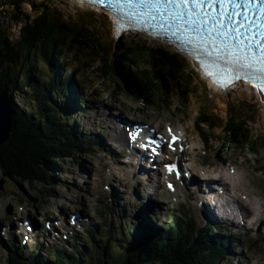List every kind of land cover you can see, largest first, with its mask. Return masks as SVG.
<instances>
[{
  "label": "rangeland",
  "instance_id": "rangeland-1",
  "mask_svg": "<svg viewBox=\"0 0 264 264\" xmlns=\"http://www.w3.org/2000/svg\"><path fill=\"white\" fill-rule=\"evenodd\" d=\"M2 1L0 0V4L3 3ZM19 1L23 2L21 4L23 11L30 14L32 18L38 17L39 12L30 10L26 2H32L36 8L45 7L66 17L86 18L98 33L101 44L110 51L112 56L121 53L130 42L134 45L141 43L143 46L161 47L170 53H176L185 73L191 75L194 94L189 98L186 107L176 96L163 99L156 106H146L144 102L128 94L118 93V88L113 83L97 75L98 64L94 66L82 59L83 53H76L73 57L66 58L57 76L62 81L66 79L62 85V91L65 92L61 93L59 99L54 100L63 108L59 116L61 119L70 121L68 126L70 132L75 130L82 135V140L91 139V143L99 141L101 145L98 148H91L87 153L77 154L63 164H58V171L62 174H53L57 180L53 185L18 184L1 179L0 173V223L8 225L14 220L26 221L27 218L38 223V237L32 238L24 246L20 243L21 237L16 240L17 244L9 246L10 238L4 239L0 235V264H7L10 252L15 253L13 249H17L15 254L18 257L37 258L39 256V259L52 260L53 251L49 246L50 243L51 247L63 250L68 255L72 254L71 249L75 241L68 237V241L64 242L61 234L65 232L69 236V231L74 233L75 230H68L66 227H63L62 231L56 229L60 235L53 244L52 239L55 235L52 230L49 232L51 237H48V241L41 240L39 235L44 233L45 221L49 220L52 224L56 222L54 217L62 220L66 216L67 222L69 216L78 211L86 215V221L78 228L79 232H76L75 238L76 245H81L84 249L79 248L75 253L84 254L85 258L92 262L96 260L98 254L97 248L91 249L87 241L88 228L93 229L94 235L100 237L102 243L105 240L103 237L105 231L110 233L111 239L114 240L117 239L118 233H122L125 239L133 236V230L138 224L133 219L131 211L136 209L138 203L141 204L140 209L143 206L142 195L145 187L139 185L136 177L131 174L130 167L122 163L121 158L113 155L121 152L122 156L124 153L121 147L124 144V133L119 128H114L116 117L126 122L150 124L153 128L162 130L165 125L183 130L186 144H188L185 156L193 163L195 175L202 177V174L213 169L215 172L211 174L212 177L219 176L221 179L220 173L223 170L224 175L232 178L225 180H228L227 184L230 187L231 183H236L238 191L231 187L233 195L240 200L242 196H245V205H247L245 202L249 205L256 204L260 209L253 212L252 217L256 222L253 226L250 225L251 228L248 231L244 232V228L234 226L228 232L207 228V231L210 230L224 241L231 237L235 240L232 244L234 250L228 251L219 264H264V104L258 96L243 86L227 93L218 92L187 58L167 44L136 35H123L116 38L115 28L110 19L105 14H98L94 9L79 8L71 0ZM7 13L12 15L11 9L7 6L0 9V27L5 31L9 41L15 43L19 38L21 25L9 23L5 15ZM38 67L44 77L48 75L47 67L43 63ZM81 94L82 97H80ZM13 101L18 108H23L21 96L15 97ZM229 103H240L246 108L244 118L248 121L245 123L249 139L256 140L255 151H249L245 146L236 151L229 148L227 152V147L222 149L224 133L218 128L208 130L205 134L208 140L206 142L203 140L198 124L199 112L210 113L224 123L228 117ZM115 135L118 136L117 139L114 138ZM117 140H120V143ZM192 180L197 182L195 176ZM126 181H129V186L126 185ZM133 188V191L141 193L138 195L141 197L140 200L136 201L137 198L132 195ZM47 192L50 194L49 197ZM150 197L152 202L156 201L161 208L157 213L159 224L166 225L171 220L172 214L179 212L183 216L193 218L198 230L205 228L206 221L204 222L198 211L199 200L196 193L191 191L190 195H185L183 192L170 194L162 185ZM125 210L127 213L124 212ZM146 216L144 221L149 225L145 228L149 231L144 229L140 233H149L153 227L157 228L156 223L152 225L147 222ZM21 229L25 235V228L22 226ZM160 229L164 231L163 227ZM9 230L7 229V234L10 233ZM243 232L244 235H242ZM212 233L205 232L204 235L208 239L213 236ZM40 248L41 251H39Z\"/></svg>",
  "mask_w": 264,
  "mask_h": 264
},
{
  "label": "trees",
  "instance_id": "trees-1",
  "mask_svg": "<svg viewBox=\"0 0 264 264\" xmlns=\"http://www.w3.org/2000/svg\"><path fill=\"white\" fill-rule=\"evenodd\" d=\"M2 2L0 9L7 6L12 11V15L5 14L8 22L21 26L15 43L9 41L0 27V92L6 84L15 112L10 140L0 148L1 179L18 184L53 185L57 181L53 174H62L58 164L101 145L99 141L82 140V135L75 130L70 132V121L61 119L59 112L63 108L54 102L65 92L62 85L66 79L62 81L57 77L64 60L76 53H83L82 59L94 66L98 64L97 75L113 83L118 93L128 94L146 106H156L163 99L176 96L186 107L194 94L191 75L185 73L176 53L130 42L121 53L112 56L84 17H66L26 2L30 10L39 12L38 17L32 18L21 8L22 1ZM42 63L48 70L45 77L38 67ZM17 96L23 98L22 109L13 101ZM245 109L240 103H229L224 123L200 111L198 124L203 140H208L205 135L208 130L218 128L224 133L222 149L236 151L245 146L255 151L256 140L249 139ZM208 226L212 225L208 223L203 230H198L193 218L175 212L163 226L164 231L159 230L154 235L133 234L126 239L118 233L116 240L105 231L103 243L93 229L88 228L87 241L91 249L97 248L98 257L94 262L82 253H75L84 247L76 245L74 235L72 254L53 247L52 260L39 259V256L22 258L15 254L17 249H13L15 253L10 252L7 264H219L235 240L217 238L207 231ZM205 232L213 236L207 239Z\"/></svg>",
  "mask_w": 264,
  "mask_h": 264
},
{
  "label": "snow or ice",
  "instance_id": "snow-or-ice-1",
  "mask_svg": "<svg viewBox=\"0 0 264 264\" xmlns=\"http://www.w3.org/2000/svg\"><path fill=\"white\" fill-rule=\"evenodd\" d=\"M82 2L103 5L105 0ZM107 5L116 13L118 32L125 20L142 22L159 16L179 21L193 31L189 39L204 53L200 64L221 87L245 81L264 93V0H107ZM169 135V147L176 151L178 138L171 130ZM129 137L135 139V133ZM166 167L170 173L176 169L174 164Z\"/></svg>",
  "mask_w": 264,
  "mask_h": 264
},
{
  "label": "bare ground",
  "instance_id": "bare-ground-1",
  "mask_svg": "<svg viewBox=\"0 0 264 264\" xmlns=\"http://www.w3.org/2000/svg\"><path fill=\"white\" fill-rule=\"evenodd\" d=\"M71 1H73V3L75 4V5H78V7L79 8H82V9H85V8H87L86 6H82L81 5V3L78 1V0H71ZM90 7L89 8H91V9H94L95 11L96 10H100L99 8H97L98 6L96 5V4H90L89 5ZM104 11H106V10H104ZM159 40V39H158ZM240 87H242V86H238V87H235L234 88V90L233 91H235V90H237V89H240ZM218 92L219 91H221L222 93H227V92H230V91H224V90H220V89H217L216 87H214ZM248 89V88H247ZM250 90V89H249ZM119 118V120H121L120 119V117H118ZM118 122H120V121H118ZM117 121H116V125H114V128L116 127V128H119V126L118 125H120L119 123H118ZM114 138L115 139H117L118 138V136L117 135H115L114 136ZM87 141V140H86ZM117 141H119V143H120V140H117ZM121 152L120 153H115V157H121ZM109 157V156H108ZM180 161V160H179ZM178 165L180 166V163H178ZM215 171L213 170V169H211L208 173H205V174H202V177H199L198 175H195V178H197V182L196 181H194V180H192V184H193V186L192 187H190V188H180L179 189V192H183L185 195L186 194H188V195H190L191 194V190L192 189H194V191H195V193L197 194V196L198 195H201L202 193H201V191H200V188H203V189H206L207 187H208V184H209V182H206L205 180H217V181H219L220 180V178H219V176H217V177H212L211 176V174H213ZM218 172V171H217ZM223 172V170H221V176H222V178L221 179H229V177H227L226 175H224V173H222ZM240 172V171H239ZM179 173V172H178ZM117 177H120V176H117ZM239 178V177H238ZM120 179V178H119ZM178 181H179V184L181 183V180H180V174L178 175ZM232 179V178H231ZM235 179V178H234ZM240 179V178H239ZM126 180H128V179H126ZM183 180V179H182ZM130 181V180H129ZM129 181H126V185L127 186H129ZM231 181V180H230ZM239 181V180H238ZM228 182H225V184H224V190H225V194L226 195H230V194H232L233 195V191H232V188L231 187H233L235 190H237V188H236V183H231V187H230V185L229 184H227ZM243 184V183H242ZM238 186H240V185H238ZM132 187V186H131ZM243 187V186H242ZM244 188V187H243ZM239 189V188H238ZM245 189V188H244ZM134 190V188L132 189V191ZM175 190V192H178L177 191V189H174ZM238 191V190H237ZM242 191V190H241ZM135 192V193H134ZM152 192L153 191H150V196H152ZM243 192H244V190H243ZM245 193V192H244ZM250 194V193H249ZM132 195L133 196H135L137 199H136V201L139 199L140 200V196H138V195H141V193L139 192L138 193V191L136 192V191H133L132 192ZM212 195V192H210L209 190H207V191H204V199H205V201H202L201 202V204H200V201H198L197 202V206H198V211H199V213L201 214V217L203 218V220H204V222L206 221V223L207 222H209V223H211V225L213 226L214 224H216V220H214V219H212V218H216L215 216H216V214L213 212L215 209H216V207H215V202L213 201V198H211L210 196ZM233 197H235L236 198V196H234L233 195ZM195 198V197H194ZM219 198V197H218ZM116 199V198H115ZM239 199V198H238ZM156 200V199H155ZM131 202V201H130ZM206 202L208 203V205H209V208H211V210L208 208V206L206 205ZM213 202V203H212ZM126 204V203H125ZM131 204V203H130ZM205 204V205H204ZM234 204V206H236V209L239 211V212H241L240 211V209L237 207V205L235 204V203H233ZM133 205V204H132ZM141 205V204H140ZM140 205H139V203L138 204H136V209L134 210V211H131L132 212V216H133V219H135V220H138V225H137V227L136 228H134V230H133V234H138L139 233V231H140V226H142V230H144L145 229V227H147V225H149V224H147L145 221H144V218H145V216H146V214H149V211H151V213H153V214H156V216L158 215L157 213H159L160 212V206H159V204L156 202V201H154V202H152V198L150 197V199H149V201H148V203H147V205H143L142 207H141V209H140ZM157 206H159V207H157ZM154 209H156L155 211H153ZM207 210V211H206ZM229 209H227V211H228ZM140 211H141V213H140ZM219 211V212H218ZM217 212H218V214L220 215V213H221V211L220 210H218ZM125 213H127V211L125 210L124 211ZM262 213V212H261ZM243 216V215H242ZM252 217V216H251ZM131 218V217H130ZM243 219H244V217H243ZM220 220V219H219ZM255 220L254 221H252L251 222V226H253L254 224H255ZM238 223H240V222H238ZM151 226H149V228H150ZM146 230H147V228H146ZM7 231V230H6ZM10 231V230H9ZM24 232V231H23ZM50 231H48V232H46V238L48 239V237L50 236L51 237V235H50V233H49ZM228 239H230V238H228ZM231 239H233L232 237H231ZM44 241V240H43ZM224 241V240H223ZM235 243V242H234ZM225 246V245H224ZM228 248V247H227ZM232 249H233V247H232ZM234 250V249H233Z\"/></svg>",
  "mask_w": 264,
  "mask_h": 264
},
{
  "label": "water",
  "instance_id": "water-1",
  "mask_svg": "<svg viewBox=\"0 0 264 264\" xmlns=\"http://www.w3.org/2000/svg\"><path fill=\"white\" fill-rule=\"evenodd\" d=\"M14 126L15 112L5 84L4 89L0 92V148L10 140Z\"/></svg>",
  "mask_w": 264,
  "mask_h": 264
}]
</instances>
